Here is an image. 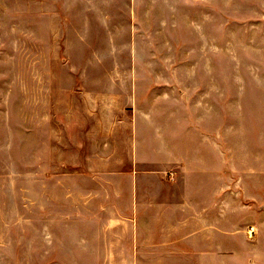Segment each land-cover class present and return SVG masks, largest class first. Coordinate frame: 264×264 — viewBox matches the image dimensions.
<instances>
[{
    "label": "rangeland",
    "instance_id": "obj_1",
    "mask_svg": "<svg viewBox=\"0 0 264 264\" xmlns=\"http://www.w3.org/2000/svg\"><path fill=\"white\" fill-rule=\"evenodd\" d=\"M95 56L116 71L127 70L130 58L154 59L153 70L192 88L193 125L202 141L208 136L203 155L210 168L223 166L226 202L235 204L226 211L241 217V231L256 247L251 258L264 264V0H0V210L6 228L12 221V264L29 261L31 232L33 263H40L42 193L49 190L51 199L56 189L67 197L78 185L137 182L89 174L104 170L73 136V107L87 103L77 93ZM44 110L49 140L41 132ZM118 147L114 166L124 161ZM162 178L181 177L168 168ZM63 204L70 248L73 234L94 229L74 215L71 198Z\"/></svg>",
    "mask_w": 264,
    "mask_h": 264
},
{
    "label": "crops",
    "instance_id": "obj_2",
    "mask_svg": "<svg viewBox=\"0 0 264 264\" xmlns=\"http://www.w3.org/2000/svg\"><path fill=\"white\" fill-rule=\"evenodd\" d=\"M90 58L91 70L77 93L87 103L73 107V136L96 160L95 168L104 170L89 174L136 176L137 182L78 185L67 197L59 194L65 189L51 190L53 199L49 190L42 193L46 227L40 231L38 264H256V247L242 233L241 217L226 211L233 213L235 204L226 202L223 166L210 168L203 155L208 136L201 135L202 141L193 125L192 88L177 86L174 73L153 70L154 59L130 58L127 70L116 71L109 70L106 57ZM47 83L42 74V110L48 107ZM45 111L41 132L49 140ZM118 145L124 161L114 166ZM113 167L118 169L108 171ZM168 168L178 170L179 182L163 183ZM66 198L80 222L94 229L73 234L70 248L62 231ZM6 224L0 210V264H12V221ZM29 240L24 264H34L32 232ZM246 249L249 257L242 258Z\"/></svg>",
    "mask_w": 264,
    "mask_h": 264
}]
</instances>
